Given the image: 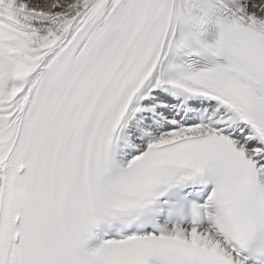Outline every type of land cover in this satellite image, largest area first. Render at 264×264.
I'll use <instances>...</instances> for the list:
<instances>
[{"label": "snow or ice", "instance_id": "1", "mask_svg": "<svg viewBox=\"0 0 264 264\" xmlns=\"http://www.w3.org/2000/svg\"><path fill=\"white\" fill-rule=\"evenodd\" d=\"M0 264H264V0H0Z\"/></svg>", "mask_w": 264, "mask_h": 264}]
</instances>
